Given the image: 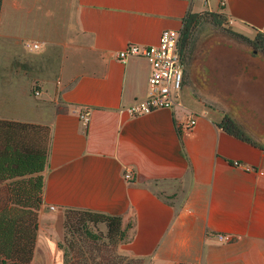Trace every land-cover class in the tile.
<instances>
[{"label": "crops", "instance_id": "1", "mask_svg": "<svg viewBox=\"0 0 264 264\" xmlns=\"http://www.w3.org/2000/svg\"><path fill=\"white\" fill-rule=\"evenodd\" d=\"M36 3L57 25L32 39V54V1L0 0V120L49 127L31 264H63L70 209L121 217L119 251L143 264H264V54L217 32L185 65L180 104L140 116L127 108L148 96L151 66L114 57L183 29L189 12L223 13L254 38L264 0ZM226 115L257 144L219 126Z\"/></svg>", "mask_w": 264, "mask_h": 264}, {"label": "trees", "instance_id": "2", "mask_svg": "<svg viewBox=\"0 0 264 264\" xmlns=\"http://www.w3.org/2000/svg\"><path fill=\"white\" fill-rule=\"evenodd\" d=\"M206 12V11H205ZM219 16L217 12H210ZM204 14L189 12L184 21L182 35L180 39V53L185 58V49L190 44L192 36V28L196 24L198 18ZM223 14V13H222ZM225 16V14H223ZM225 19L227 17L225 16ZM222 25V20L217 21ZM225 23H223V27ZM227 35L244 42L252 47L255 52L264 54V33L258 32L254 38H250L242 33L234 31L228 27L224 30ZM195 53L186 55L188 64ZM228 133L233 134L243 140L257 144L246 132L243 125L236 122L229 115H226L219 124ZM42 133L43 137L40 141L37 136ZM37 134V135H36ZM49 141V127L45 125H37L31 123H22L15 121L0 120V183L8 179H17L12 183L13 193H1L0 191V255L3 258V264H9L7 259L13 261L14 264H31L34 249L38 236V209L41 205V193L43 185V171L47 163ZM262 147V146H261ZM264 149V147H262ZM27 185L29 195L28 198L35 201V205L22 206L23 209H29L32 213V225L26 227L24 219L18 217H8L7 212L10 207L8 199L17 191L22 190V186ZM18 193V192H17ZM7 210V211H6ZM27 211V210H26ZM24 212V211H23ZM84 213L95 221H103L106 223L108 233L116 239L117 245L127 239V229L122 228V218L119 216H110L102 213H94L84 210H66L65 223L68 222V213ZM62 248V246H60ZM66 257V252L64 253ZM128 256L121 255L120 259ZM133 261V258H130ZM139 260V259H135ZM70 264H111L106 258L97 259L96 256L83 257L81 260L73 259ZM115 264H120L119 261Z\"/></svg>", "mask_w": 264, "mask_h": 264}, {"label": "rangeland", "instance_id": "3", "mask_svg": "<svg viewBox=\"0 0 264 264\" xmlns=\"http://www.w3.org/2000/svg\"><path fill=\"white\" fill-rule=\"evenodd\" d=\"M32 4L29 5V12L27 13V37L30 42L35 43L32 39L40 36H45L50 33L49 28L56 26L57 21L55 18H49V16L44 15L41 10V5L36 3V0H31ZM47 2V0H45ZM53 2H50V5H53ZM213 15L208 11L204 12L198 18L196 24L192 28V36L190 39V44L184 50L185 58L182 56V59L187 62L186 55L190 53H196L206 41L215 35L217 32H225V28L230 27L228 20L225 19V16L222 13ZM218 20H222L225 23V27L218 24ZM231 28V27H230ZM28 43V42H27ZM27 50V49H26ZM27 52H35L28 48ZM33 54V53H32ZM32 92L37 95L39 92L38 84H35L32 88ZM40 135L37 136V139L40 141L43 135L39 132ZM37 135V134H36ZM26 187L22 186V190L17 191L16 194L11 195L10 198H4V201L9 200L10 207L8 208L7 216L10 218L12 216L18 217L19 219L23 218L26 227H30L33 223L32 213L28 212L29 209H23L22 206L35 205V201L28 198L29 191L27 185ZM27 210V211H26ZM7 211V210H6ZM24 211V212H23ZM64 228L65 233L63 240L60 242V246L64 253L66 252V257L64 254L63 264H70V261L73 259L81 260L83 257L96 256L97 259L101 257L106 258V261H109L111 264L120 262V264H143L141 260L130 261L129 257L120 259L121 255L125 256L119 251V244L117 245L116 239H114L109 233L106 223L103 221H95L90 216L84 213H68V222L65 223ZM4 257L0 255V264L2 263ZM5 259V258H4ZM9 264H14L13 261L7 259Z\"/></svg>", "mask_w": 264, "mask_h": 264}, {"label": "built area", "instance_id": "4", "mask_svg": "<svg viewBox=\"0 0 264 264\" xmlns=\"http://www.w3.org/2000/svg\"><path fill=\"white\" fill-rule=\"evenodd\" d=\"M181 35L182 29H166L156 44L129 43L124 49L115 53L114 57L120 61L124 62L131 57H140L146 59L151 66L148 96L127 108V112L132 116L148 114L157 109H174L180 104V95L185 81V64L179 47ZM27 46L37 49L40 44L29 42ZM81 118L87 122L89 112H86ZM196 123V118L193 117L187 126L192 128ZM125 178L131 180V173H126ZM217 239L224 242L230 238L227 235L218 234Z\"/></svg>", "mask_w": 264, "mask_h": 264}]
</instances>
